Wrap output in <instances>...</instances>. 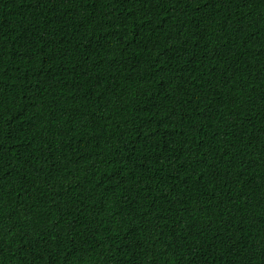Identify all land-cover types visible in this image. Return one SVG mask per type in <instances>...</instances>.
Segmentation results:
<instances>
[{
  "label": "trees",
  "instance_id": "1",
  "mask_svg": "<svg viewBox=\"0 0 264 264\" xmlns=\"http://www.w3.org/2000/svg\"><path fill=\"white\" fill-rule=\"evenodd\" d=\"M0 264H264V0H0Z\"/></svg>",
  "mask_w": 264,
  "mask_h": 264
}]
</instances>
